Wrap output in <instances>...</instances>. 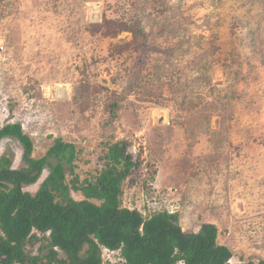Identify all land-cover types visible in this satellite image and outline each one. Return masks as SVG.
<instances>
[{
    "label": "rangeland",
    "instance_id": "obj_1",
    "mask_svg": "<svg viewBox=\"0 0 264 264\" xmlns=\"http://www.w3.org/2000/svg\"><path fill=\"white\" fill-rule=\"evenodd\" d=\"M10 122L35 157L57 137L75 144L81 179L102 166L103 141L128 139L157 174L126 188L127 207L178 211L185 232L214 223L232 262L264 260V0H0V126ZM5 151L21 166L18 139H2Z\"/></svg>",
    "mask_w": 264,
    "mask_h": 264
},
{
    "label": "trees",
    "instance_id": "obj_2",
    "mask_svg": "<svg viewBox=\"0 0 264 264\" xmlns=\"http://www.w3.org/2000/svg\"><path fill=\"white\" fill-rule=\"evenodd\" d=\"M140 27L135 37L145 38ZM109 97L105 110L112 122L121 96L113 91ZM8 137L21 142L23 155L17 168L9 151L0 156V264H103L104 249L119 252L123 262L117 264H238L230 247L218 242L216 224L185 232L178 211L144 214L126 206V188L147 187L157 174L141 153L135 158L128 139L103 141L102 166L81 179L75 144L57 137L45 155L35 157L21 122L0 126V141ZM45 169L38 189L26 190Z\"/></svg>",
    "mask_w": 264,
    "mask_h": 264
},
{
    "label": "clouds",
    "instance_id": "obj_3",
    "mask_svg": "<svg viewBox=\"0 0 264 264\" xmlns=\"http://www.w3.org/2000/svg\"><path fill=\"white\" fill-rule=\"evenodd\" d=\"M109 250H110V249H109ZM110 251H113V253H117V254H119V252L116 251V250H110ZM104 253H105V249L103 250V258H104V262H103V264L106 262V259H105V256H104ZM113 253H112V254H113ZM118 257H119V258H118V261H120V262H118V261L116 260L115 264H116V263H121V262H123V258L120 256V254H119Z\"/></svg>",
    "mask_w": 264,
    "mask_h": 264
},
{
    "label": "bare ground",
    "instance_id": "obj_4",
    "mask_svg": "<svg viewBox=\"0 0 264 264\" xmlns=\"http://www.w3.org/2000/svg\"><path fill=\"white\" fill-rule=\"evenodd\" d=\"M65 88H66V87H63V88L61 89V87L59 86V87H58V93L61 94L62 96H65V94H66V92H67V90H66Z\"/></svg>",
    "mask_w": 264,
    "mask_h": 264
},
{
    "label": "built area",
    "instance_id": "obj_5",
    "mask_svg": "<svg viewBox=\"0 0 264 264\" xmlns=\"http://www.w3.org/2000/svg\"><path fill=\"white\" fill-rule=\"evenodd\" d=\"M109 253V254H111V253H113V251H110L109 249H105V253Z\"/></svg>",
    "mask_w": 264,
    "mask_h": 264
}]
</instances>
